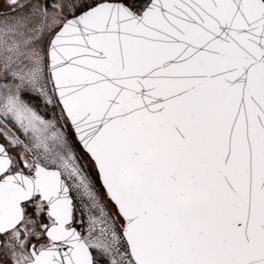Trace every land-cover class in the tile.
Wrapping results in <instances>:
<instances>
[{"label":"snow or ice","instance_id":"6c2138e0","mask_svg":"<svg viewBox=\"0 0 264 264\" xmlns=\"http://www.w3.org/2000/svg\"><path fill=\"white\" fill-rule=\"evenodd\" d=\"M0 264H264V0H0Z\"/></svg>","mask_w":264,"mask_h":264}]
</instances>
